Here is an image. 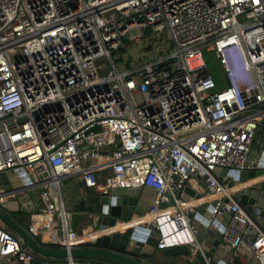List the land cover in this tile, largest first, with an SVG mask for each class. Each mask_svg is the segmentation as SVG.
Instances as JSON below:
<instances>
[{"label": "built area", "instance_id": "1", "mask_svg": "<svg viewBox=\"0 0 264 264\" xmlns=\"http://www.w3.org/2000/svg\"><path fill=\"white\" fill-rule=\"evenodd\" d=\"M137 44L146 55L123 58ZM203 52L216 60L220 87ZM261 141L264 0H0V209L19 215L39 244L88 246L139 226L157 254L183 245L189 263L210 264L188 214L215 201L209 223L229 215L216 247L224 264L242 251L264 264V231L231 197L235 182L212 173L264 169ZM62 179L97 193L150 188L153 199L134 218H151L72 229ZM249 180H264V172ZM177 231L185 240L169 242ZM36 260L108 264L38 255L0 226V264Z\"/></svg>", "mask_w": 264, "mask_h": 264}, {"label": "water", "instance_id": "2", "mask_svg": "<svg viewBox=\"0 0 264 264\" xmlns=\"http://www.w3.org/2000/svg\"><path fill=\"white\" fill-rule=\"evenodd\" d=\"M264 156V151L261 153ZM264 164L261 158L259 165ZM264 169L248 171H227L225 168L214 169L212 173L220 179L226 176L228 186L235 183H245L247 179L261 176ZM4 176L8 172H4ZM3 178L0 176V182ZM146 189V188H144ZM150 189V188H147ZM152 190V189H151ZM185 191L192 194L193 191L186 186ZM142 190L140 188H113L108 193H97L95 191L87 192L76 204L78 211L88 212L91 214L96 229H102L104 226H110L115 220L127 221L133 216H138L143 212V205L139 203L142 200ZM200 197V193L194 195ZM231 197L235 199L244 212L254 221V223L264 231V180L253 182L243 186L240 189L233 190ZM28 198L23 194L17 198L18 202ZM227 199H224L225 202ZM215 201L201 202L196 206L194 213L188 214L191 217V224L196 230L195 238L202 243V250L206 257L211 259L210 264H224L225 261L216 255V247L220 233L229 218L228 214L223 213L221 216L214 215L211 219L212 206ZM32 206L30 201L25 203V208ZM23 211V208H20ZM220 220V226L215 229V220ZM0 222L4 228L16 234L22 241V245L28 247L34 253L50 258H85L95 262L105 261L108 264H158L154 259L165 256H185V246L179 245L165 248L157 254L152 246L147 242V230L139 226L124 228L121 232H114L109 236L96 238L94 243L88 246H77L66 249L64 247H52L39 244L25 230L24 226L15 220L7 211L0 209ZM207 232L211 239L206 240L203 234ZM199 263L201 260L199 259ZM34 264H40L38 260Z\"/></svg>", "mask_w": 264, "mask_h": 264}, {"label": "crops", "instance_id": "3", "mask_svg": "<svg viewBox=\"0 0 264 264\" xmlns=\"http://www.w3.org/2000/svg\"><path fill=\"white\" fill-rule=\"evenodd\" d=\"M261 144L264 146V141H261ZM258 149L259 148H255V146H253V150H255V152ZM192 181L194 182L195 180H191V184L193 183ZM141 190L143 191L142 195L144 192H147V194H148L147 198L145 200H143V198L141 200L143 207L146 208V206L149 204L151 199H153L154 191L151 189H147V188L146 189L141 188ZM60 191H61L62 200H63L64 204L66 205V207L69 208L71 215H74V217L77 216L79 219V222L75 225V229H77V230L85 229L89 232L95 230L96 227L90 228L91 226L95 225L93 223V221H94L92 219L93 217L91 218V214H89L88 212L78 211L76 208V204L79 201V199L83 195H85L87 192H90L92 190L89 188L83 187V185L76 180L62 179L60 182ZM17 217H20V216L18 215ZM133 223L135 224V222H133ZM119 226H123V225H119ZM216 255H218L219 257L224 259V261L227 260V254H222V253H220V251L218 253L216 251ZM169 257H171V256H165V257H162V258L159 257V258L163 259V258H169ZM179 257L182 259L183 263H185V264H202V262L199 263L195 260H192L189 263L188 260H191V258L189 256H186V255L185 256H179ZM234 264H256V263L253 260L251 254H248L246 251H242L236 257Z\"/></svg>", "mask_w": 264, "mask_h": 264}, {"label": "rangeland", "instance_id": "4", "mask_svg": "<svg viewBox=\"0 0 264 264\" xmlns=\"http://www.w3.org/2000/svg\"><path fill=\"white\" fill-rule=\"evenodd\" d=\"M156 40H159L158 36H157ZM152 42H155V40H152ZM160 47L164 49V43L160 44L159 48ZM157 49H158V45L154 44L152 51L148 52V55H152L153 52L157 51ZM126 50H127V52L125 53L123 58H125L128 54L132 55L133 58H136L137 56H139V53H142V55H146V53H144V51H143L142 44H137V45L130 46V47L126 48ZM203 58H204L207 66L209 68V72L210 73L214 72V69H215V66H216V60L213 57H211V54H209L208 52H203ZM130 60L132 61V59H130ZM135 100L137 102L140 101V97L137 94H135ZM197 183H199V181H197ZM147 195H148L147 192L143 193V195H142L143 200H145L147 198ZM18 197H19V195H16L13 199H11L10 205H12L14 200L17 199ZM139 204L142 205V202H140ZM38 207H39V204L37 205V208ZM20 213L21 212H18V214H20ZM78 222H79L78 217L77 216L74 217V215H71V217H70V223H71L70 228L75 229V225ZM0 226L4 227L1 224V222H0ZM93 227H96V225H93L90 228H93ZM6 230H8V229H6ZM10 233H12V232L10 231ZM217 252L219 253V249L218 248H217ZM195 261L199 262L198 260H195ZM154 262L158 263V264H185V263H183L182 259L180 257H178V256L169 257V258H163V259L156 258V259H154Z\"/></svg>", "mask_w": 264, "mask_h": 264}, {"label": "bare ground", "instance_id": "5", "mask_svg": "<svg viewBox=\"0 0 264 264\" xmlns=\"http://www.w3.org/2000/svg\"><path fill=\"white\" fill-rule=\"evenodd\" d=\"M252 182V180H249V181H246L245 183H243V184H249V183H251ZM242 186V184H240V183H235L232 187H231V190H235V189H237V188H239V187H241ZM214 196H205V197H203V198H201V199H198V200H200V201H203V200H207V199H209V198H213ZM193 202H197V201H193ZM151 218V216H149V215H146L145 217H142V218H132V220L131 221H129L128 223H126V224H134L133 222H135V223H137V222H139L140 220H149ZM125 224V225H126ZM119 228H122V226H119ZM170 230H172V227L170 226ZM167 231V229H165V232ZM185 235H183L181 232H178L177 231V234H175L174 236H173V238H170L169 239V242H176V243H178V242H183L184 240H185ZM172 257H175V256H172Z\"/></svg>", "mask_w": 264, "mask_h": 264}, {"label": "trees", "instance_id": "6", "mask_svg": "<svg viewBox=\"0 0 264 264\" xmlns=\"http://www.w3.org/2000/svg\"><path fill=\"white\" fill-rule=\"evenodd\" d=\"M125 52V49H120L118 51V54H122ZM127 52V51H126ZM128 59H130V54L127 55ZM117 61L120 60L119 57L116 58ZM128 64V62L126 63V65ZM214 82L216 83V85L218 87H220L222 84H223V80H222V75L220 73V69L218 67L215 66V69H214V72H211L210 73ZM80 259H85V258H80Z\"/></svg>", "mask_w": 264, "mask_h": 264}, {"label": "flooded vegetation", "instance_id": "7", "mask_svg": "<svg viewBox=\"0 0 264 264\" xmlns=\"http://www.w3.org/2000/svg\"><path fill=\"white\" fill-rule=\"evenodd\" d=\"M15 220H17L19 223L22 224V218H19L17 216H12Z\"/></svg>", "mask_w": 264, "mask_h": 264}]
</instances>
